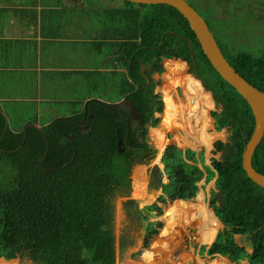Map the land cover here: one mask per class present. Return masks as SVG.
Masks as SVG:
<instances>
[{
	"label": "trees",
	"instance_id": "obj_1",
	"mask_svg": "<svg viewBox=\"0 0 264 264\" xmlns=\"http://www.w3.org/2000/svg\"><path fill=\"white\" fill-rule=\"evenodd\" d=\"M119 1L118 6L92 5L80 11L91 27L95 25L96 52L109 56L114 66L80 72L90 84L70 115L38 128L32 126L36 119L9 124L0 106V258L10 261L20 253L38 264H117L113 199L131 191L134 159L142 154L150 161L158 153L146 140L165 109L154 76L189 74L188 65L209 92L202 96L205 110L212 108L211 95L214 98L217 110L210 116L215 130L228 129L229 136L214 143L213 153H221V158H212L210 164L204 150L169 144L162 159L168 182L162 184L157 201L140 211L161 216L163 205L175 201L170 206L195 218L197 200L188 201L197 197L203 180L215 179L209 207L224 227L211 244L200 247V255L264 264V188L243 167L245 145L255 128L249 103L215 70L176 8ZM222 47L237 72L264 92V56ZM196 84L188 94L203 92ZM157 157L162 167L161 154ZM253 166L264 174V137ZM133 188L134 196L143 198L144 168L135 170ZM160 227V221L149 223L146 246ZM238 235L249 238L252 252L237 242ZM142 258L147 264L155 262L150 251ZM166 264L192 260L171 258Z\"/></svg>",
	"mask_w": 264,
	"mask_h": 264
},
{
	"label": "rangeland",
	"instance_id": "obj_2",
	"mask_svg": "<svg viewBox=\"0 0 264 264\" xmlns=\"http://www.w3.org/2000/svg\"><path fill=\"white\" fill-rule=\"evenodd\" d=\"M79 2H82L83 6L87 5L90 8H94L92 6L94 5L97 9H99V7H112L116 4H121L119 0H80ZM246 27L248 28V26ZM109 58L110 57L105 54L96 52V69H112L114 63L112 60L110 62ZM186 66L189 74L166 75L167 73H162L161 75L155 74L154 76V78L159 81L156 92L162 95L165 103L164 112L158 114L161 123L157 128H151L149 130L152 138L151 145L158 150V153L155 159L150 161L143 160L142 154L134 159L131 173V191L126 194H118L113 199L114 234L117 241V264H147L142 258L144 251L153 253L155 258L154 264H166V260L171 258L178 262L184 259L192 260V264H235L231 263L226 257H211L206 253L200 255V247L212 243L214 240L212 236L215 238L217 233L221 231L224 226L223 224H218L216 219H212L208 225L214 229L208 226L204 227L205 235H200V224H204L206 220L199 219L197 203L195 218H189L184 208L185 211L170 206V204L175 201H169L166 205H163V214L161 216L150 217L147 213L140 211L143 210L145 206L157 201L158 197L161 195L162 184L167 181L162 167L156 166L157 156L158 154L162 155L165 147L169 144H176L183 149L192 148L197 151L204 150L205 162L206 164H210L212 158H221V153H213L214 143L218 140L227 141L229 136L228 129H224L221 132L215 130L214 120L210 116L212 111L217 110L214 98L210 93L213 106L205 110L204 98L202 99V96H206L209 92L204 89L198 79L193 77L190 73L189 66ZM164 77L169 78V85L164 86ZM195 82H198L203 88V92L200 95H196V93L191 95L187 92V87H190L189 90L195 88ZM166 90L171 94V100L164 97L163 93ZM93 94L96 95V93ZM59 110L62 112H60V116L63 112L70 111L71 108L64 106L60 107ZM170 110L176 112L175 116L166 119L165 116ZM204 111H208V113L202 114ZM199 115L211 118L212 123L204 127L198 119ZM48 117V114L43 117L44 122L48 121ZM57 117H50L49 120L52 121ZM154 129H156V131L152 137ZM215 135L216 139L212 141L210 136ZM186 141H188V143ZM138 168H144L146 172V189L143 198L134 196L133 173ZM200 186L201 189L198 195H204L206 204L210 210L209 199L211 197V192L215 190V179L208 183L203 180ZM148 188L151 190L150 193L147 191ZM196 198L188 202L195 203ZM137 199H143V203H140ZM176 204L179 207L182 206L181 203ZM170 211L173 213L169 216L168 212ZM211 212L215 217L213 211ZM198 219L200 223L197 222ZM157 221L162 222V227L159 228L157 234L151 236V240L146 246L145 239L147 227L150 222ZM236 240L241 245L246 246L249 252L252 251L250 248V240L247 236L238 235L236 236ZM12 257L10 261L3 259L5 257H1L0 264H38L20 253H14ZM241 264H248V262L244 260Z\"/></svg>",
	"mask_w": 264,
	"mask_h": 264
},
{
	"label": "crops",
	"instance_id": "obj_3",
	"mask_svg": "<svg viewBox=\"0 0 264 264\" xmlns=\"http://www.w3.org/2000/svg\"><path fill=\"white\" fill-rule=\"evenodd\" d=\"M79 1L0 0V106L9 124L41 127L85 95L90 80L80 72L96 69V33ZM64 106L71 110L59 116Z\"/></svg>",
	"mask_w": 264,
	"mask_h": 264
},
{
	"label": "water",
	"instance_id": "obj_4",
	"mask_svg": "<svg viewBox=\"0 0 264 264\" xmlns=\"http://www.w3.org/2000/svg\"><path fill=\"white\" fill-rule=\"evenodd\" d=\"M124 1L148 5L167 4L176 8L188 20L212 66L225 81L232 85L242 95V97L249 103L253 111L255 117V128L250 140L245 145L243 152V167L248 177L256 184L264 188V174L258 172L253 166L254 153L264 137V92L248 82L246 78L238 73L237 70L230 64V62L224 56L206 20L186 0ZM199 81L202 83L201 80ZM146 140L149 144H151L152 138L150 133L147 135ZM163 155L164 152L162 154L161 163ZM156 166L158 167L159 165L156 163ZM162 166V170L166 176L163 163ZM166 182H168V178Z\"/></svg>",
	"mask_w": 264,
	"mask_h": 264
},
{
	"label": "flooded vegetation",
	"instance_id": "obj_5",
	"mask_svg": "<svg viewBox=\"0 0 264 264\" xmlns=\"http://www.w3.org/2000/svg\"><path fill=\"white\" fill-rule=\"evenodd\" d=\"M186 1L206 20L220 48L264 56V0Z\"/></svg>",
	"mask_w": 264,
	"mask_h": 264
},
{
	"label": "bare ground",
	"instance_id": "obj_6",
	"mask_svg": "<svg viewBox=\"0 0 264 264\" xmlns=\"http://www.w3.org/2000/svg\"><path fill=\"white\" fill-rule=\"evenodd\" d=\"M191 75V74H190ZM194 77V76H193ZM170 84V81H168V80H166L165 82H164V86H166V85H169ZM197 88V87H196ZM164 97L165 98H168V100H171V94L169 93V91H164ZM169 103V102H168ZM171 106V105H170ZM175 111H172V110H170V112H168L167 114H166V119H169V118H171V117H173V116H175ZM198 119H199V121H200V123L204 126V127H206L208 124H210V123H212V119L211 118H209V117H207V116H198ZM210 138H211V140L212 141H214L215 139H216V135L215 136H210ZM188 140V139H187ZM187 143H188V141H186ZM190 142V141H189ZM211 143V142H210ZM162 154H163V152H162ZM158 158V157H157ZM161 158H162V155H161ZM160 161H161V159H160ZM162 164V163H161ZM163 167V166H162ZM133 177H134V173H133ZM147 191L150 193L151 192V190H150V188H148L147 189ZM140 203H143L142 201H143V199H137ZM196 200H197V210H198V215H199V219H202V220H206V222L204 221V224L202 223V224H200V227H199V229H200V235H205V233H204V227H210V228H212L211 226H209L208 224H210V222L212 221V219H216V221H217V223L218 224H220L221 225V223L218 221V219L217 218H215L214 216H213V214H212V212H211V210H209V208H208V206H207V204H206V201H205V197H204V195L203 194H199L198 196H197V198H196ZM197 220V222H199L200 223V220ZM206 225V226H205ZM212 229H214V228H212ZM213 238L212 239H214V236H212ZM212 241V240H211ZM228 261V260H227ZM202 264H204V263H202ZM213 264H221V263H213Z\"/></svg>",
	"mask_w": 264,
	"mask_h": 264
}]
</instances>
